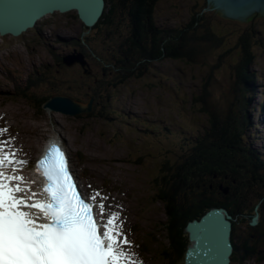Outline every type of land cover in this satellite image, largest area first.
<instances>
[{
	"label": "rangeland",
	"instance_id": "rangeland-1",
	"mask_svg": "<svg viewBox=\"0 0 264 264\" xmlns=\"http://www.w3.org/2000/svg\"><path fill=\"white\" fill-rule=\"evenodd\" d=\"M165 1L162 0L157 7V14L164 10V15L159 14L157 17L158 23H162L163 28L178 26L180 24L178 17L182 16L185 19L189 9L185 3L186 0H170L169 4L173 8L171 15L168 5H164ZM196 3L203 4V0H196ZM180 6L181 9L183 8V12L177 16ZM166 7L168 8L166 9ZM217 22L219 26H216L215 31L223 32L228 38H231V34L235 30L242 32L249 30L251 32L253 29L252 33L259 38L262 36L261 39L264 41V17H257L251 23H240L230 18L217 19L216 24ZM50 23H56L54 30L61 32L60 34L64 37L74 40L80 35L76 15L70 12L47 16L43 24L39 26L40 35H37L36 30L23 35L25 36L23 40L27 39V43L22 47V39L12 40L14 42L9 45H3L4 43L0 40V80L2 76H6L8 73L14 75L9 80L4 77L5 82L1 83L0 81V88L6 85L8 89H13L12 83H14L21 89V84L36 86L37 81L41 84L48 83L51 85L50 80L56 78L60 81L59 91L62 94L75 96L76 99L83 102L87 101L88 96L93 94L96 88L94 93L96 114L95 116L91 114L92 116L69 117L43 109L35 111L27 99H22L25 102L26 110L16 100H8L5 95H0V129L6 128L8 130L0 135V141L7 142L4 145L6 152H14L16 159L22 155L21 158L27 160L29 164L48 140L58 138L64 140L68 152L74 157V170L84 191L91 197L96 191L105 197L115 195L118 200L111 201L114 205L121 201L122 205L128 206V216L122 217L119 214V219L124 222V225L127 220L131 219L126 230L129 232L130 225L135 223L140 227V231L137 233L130 231L134 241L137 244H142L143 251L149 253L154 252V248L159 246L161 247L159 249L162 250L168 240L167 235L161 233L162 226L166 222V215L164 209H161V206L154 202L159 200L157 196L160 195L159 193L155 194V191L161 189L162 183L160 185V182L164 178L163 176L168 174L165 167L170 168V166L177 165L176 162L180 161L178 157L184 153L194 139V137L191 139L189 137L199 132L200 122L206 123L207 121L193 108V105L197 103L194 99L201 94L198 91L203 86V80L196 72L191 71H186L181 79L179 77L175 79L174 75L179 73V64L172 61H165L160 65L158 63L151 65V70L144 77L145 79L141 77L128 81L123 77L125 71L114 76L115 73L111 68L112 73L100 77L99 72L102 64L94 57L96 53H93L89 56L91 62L98 66L96 67V76L108 81L102 80L100 82L105 91L93 79L81 78L78 75L75 76V79L78 80L76 84L77 86L82 85V88L80 90L71 88L67 85L68 83L62 81V76L58 77L60 69L55 63L56 57L46 51L44 46L37 44L38 41L42 40V36L48 38L54 36L49 30ZM90 33L94 34V30ZM90 33L89 36L93 38L94 35ZM31 37L34 38V42L30 39ZM85 40H87V35ZM49 43V51L53 46L58 47L59 45L64 49L69 48L64 43L52 40ZM89 45L98 52L96 57L100 58L99 54L104 55L105 45L93 39L92 44ZM80 46L84 48L83 45ZM55 51L57 54L60 53V49ZM11 52L18 55L17 58H19L13 65L8 62L11 58ZM255 53L257 59L253 68L257 74L258 82L251 104L253 127L249 130L245 142L248 143L252 140L253 142L250 143L252 147L264 157V143L262 141V137H264V46L256 49ZM225 68L229 70L227 64L220 67L219 70H214L217 71L215 75L216 79L219 80V86L216 92L211 89V92L214 93L212 97L221 102V98H224L230 90L229 76H227ZM18 70L22 74L24 73L22 82L19 79L22 76L19 75ZM33 70L35 71L33 72ZM26 72L28 73L25 74ZM37 72L40 73L39 76L35 75ZM70 73L72 72H66V77H69L68 74ZM30 77H32L31 80H29ZM162 80L164 81L163 84ZM88 84L91 85L89 89ZM100 90L102 91L99 93ZM33 92L34 96L26 95V97L32 98L36 102L38 94H42L44 98L47 97L45 95L47 91L42 88L34 89ZM108 105L112 113V122L105 121L109 124L104 121V118H100L98 112L100 107L103 108ZM125 114L137 122L131 123L130 126L119 123L118 118ZM124 121L127 122V120ZM164 122L165 124H163ZM127 128L130 129V132L118 133ZM120 134L124 135L121 137ZM21 149L23 152H19ZM24 168L25 166L22 168L17 166L15 173L9 169L7 174L21 175L27 182L30 173L28 174ZM155 179L158 180L156 183ZM159 201L164 206V201ZM106 210H109V214L113 212L109 207ZM155 235L157 241L155 243H144L140 237L146 236L152 240ZM236 235L237 241L240 243V236L245 235L246 238H249L250 235H254V231L242 224V227L238 226ZM134 249L136 250L135 247ZM262 250L264 251V249ZM149 253V259L153 260L154 256ZM157 258L166 264L161 255H157ZM161 262L157 263L155 260L156 264H161ZM178 262L183 264L182 257ZM232 264H264V261H258L255 257L246 258L244 261L237 258Z\"/></svg>",
	"mask_w": 264,
	"mask_h": 264
},
{
	"label": "trees",
	"instance_id": "trees-1",
	"mask_svg": "<svg viewBox=\"0 0 264 264\" xmlns=\"http://www.w3.org/2000/svg\"><path fill=\"white\" fill-rule=\"evenodd\" d=\"M105 1V11L96 26V37L106 48L100 58L94 56L101 61L105 76L112 69L114 76L125 71L123 77L126 80L139 79L151 70V65L172 61L179 64L180 72H196L203 80L198 91L201 94L194 99L197 103L193 108L207 121L200 122L198 133H191L189 138L194 139L178 157L177 165L165 167L168 174L163 176L157 196L164 201L166 215L161 232L168 237V245L160 253L166 264H179L188 245L185 224L199 219L211 207H225L241 222L245 215L253 214L257 203H261L259 212L264 220V161L250 144L253 141L245 142L253 127L251 104L258 82L253 68L257 59L255 51L264 46V41L261 35L259 38L252 33L253 29L251 32L235 30L231 38L216 32L217 19L225 18L215 11H204L207 0H203V4L186 0L189 9L185 19L179 16L183 12L180 6L177 11L180 24L164 28L157 23L158 15H164V10L156 13L162 0ZM169 1L166 0L164 5H168L166 9L170 13L173 8ZM255 17L261 16L253 15L247 23ZM225 64L229 67L225 70L230 90L221 102L212 97L211 89L216 92L219 86L214 70ZM174 76L175 79L182 78L177 74ZM111 114L108 111L103 116L101 111L99 116L112 122ZM235 225L236 221L233 239ZM262 226L264 228V224ZM255 231L258 235L264 234V230ZM250 244L244 256L235 243L233 262L237 258L244 261L248 255L262 260V253L249 247ZM259 248L263 247L259 245Z\"/></svg>",
	"mask_w": 264,
	"mask_h": 264
},
{
	"label": "snow or ice",
	"instance_id": "snow-or-ice-1",
	"mask_svg": "<svg viewBox=\"0 0 264 264\" xmlns=\"http://www.w3.org/2000/svg\"><path fill=\"white\" fill-rule=\"evenodd\" d=\"M7 131L0 129V135ZM6 143L0 141V264H144L119 213L102 222L107 197L96 191L92 202L83 198L59 145H51L36 164L47 182V198L41 201L22 186L23 176L7 174L28 161L6 152ZM97 196L99 220L94 212Z\"/></svg>",
	"mask_w": 264,
	"mask_h": 264
},
{
	"label": "water",
	"instance_id": "water-1",
	"mask_svg": "<svg viewBox=\"0 0 264 264\" xmlns=\"http://www.w3.org/2000/svg\"><path fill=\"white\" fill-rule=\"evenodd\" d=\"M207 10L215 9L230 19L246 21L252 15H264V0H207ZM104 0H0V35L18 36L32 28L46 14L77 11L86 27L94 26L103 13ZM264 17V16H261ZM257 18V17H255ZM67 66L82 62V55L67 56ZM91 96L85 104L66 96H54L43 108L68 116H80L92 111ZM232 217L223 207L210 209L200 220L191 221L184 229L188 247L184 264H230L233 252L230 233ZM255 216L251 225H256ZM194 240V241H193Z\"/></svg>",
	"mask_w": 264,
	"mask_h": 264
},
{
	"label": "flooded vegetation",
	"instance_id": "flooded-vegetation-1",
	"mask_svg": "<svg viewBox=\"0 0 264 264\" xmlns=\"http://www.w3.org/2000/svg\"><path fill=\"white\" fill-rule=\"evenodd\" d=\"M54 24L56 23H50V27L52 30H54ZM58 26V25H57ZM37 32V35H40V32L38 30H36ZM55 37L57 39H62L56 32H55ZM72 44H75V45H78L80 46L79 44V41L78 39L73 42ZM73 51L76 49L78 50L76 47H72ZM80 53H83V57L85 56V60L87 62V72L85 73L84 72V69L79 65V64H76L74 66H71V67H64L63 69L66 71V72H72L70 74H68L69 78H68V81H70V87H75L76 86V82L78 81L77 79H75V76H81V77H86V79H93L94 82L97 83V78H96V74L94 72V68H93V62L90 61L89 57H88V54L84 51V49L82 50H79ZM58 82L60 83V81L58 80ZM57 83L55 82H52V84L49 86V89L47 91V93L45 94L46 96H50L54 90L56 89L57 87ZM69 86V84H67ZM88 89L91 88V85L88 84L87 85ZM77 88V86H76ZM43 96V95H42ZM39 101V99L37 100ZM264 229H259V233L262 232ZM260 235V234H259ZM258 233L256 232V236L258 237L259 236ZM264 235V234H263ZM252 237V236H251ZM243 245L245 248L248 247V243L247 242H243Z\"/></svg>",
	"mask_w": 264,
	"mask_h": 264
},
{
	"label": "bare ground",
	"instance_id": "bare-ground-1",
	"mask_svg": "<svg viewBox=\"0 0 264 264\" xmlns=\"http://www.w3.org/2000/svg\"><path fill=\"white\" fill-rule=\"evenodd\" d=\"M171 13V12H170ZM171 15V14H170ZM96 111L95 110H92L91 111V114H95ZM101 118V117H100ZM120 120V121H119ZM124 120H127V122H125ZM118 122L119 123H124L126 125H131L132 123V120L131 118L128 116V114H125L124 116L122 115L121 117L118 118ZM56 143L60 146V148L66 153V156L67 158H69V161H70V166H73L74 165V157L70 155V153L68 152L67 150V147H66V144L64 142V140L58 138L56 139ZM44 150V149H43ZM41 153V152H39ZM32 180H34V177H32ZM194 241V240H193ZM231 242L233 243V241L231 240ZM190 245V244H189ZM263 248H259L258 251L260 253H262L264 255V251L262 250ZM233 263V259H232V256H230V264Z\"/></svg>",
	"mask_w": 264,
	"mask_h": 264
}]
</instances>
